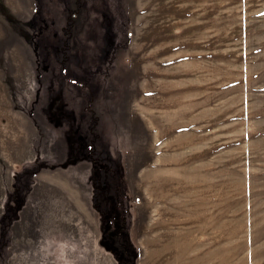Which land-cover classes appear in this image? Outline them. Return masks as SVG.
Listing matches in <instances>:
<instances>
[{
    "label": "rangeland",
    "instance_id": "obj_1",
    "mask_svg": "<svg viewBox=\"0 0 264 264\" xmlns=\"http://www.w3.org/2000/svg\"><path fill=\"white\" fill-rule=\"evenodd\" d=\"M0 264H264V0H0Z\"/></svg>",
    "mask_w": 264,
    "mask_h": 264
}]
</instances>
